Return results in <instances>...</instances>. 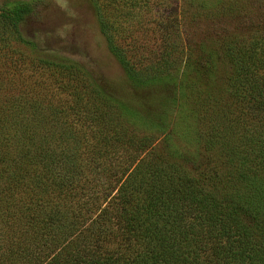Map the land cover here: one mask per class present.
I'll list each match as a JSON object with an SVG mask.
<instances>
[{"label":"trees","instance_id":"16d2710c","mask_svg":"<svg viewBox=\"0 0 264 264\" xmlns=\"http://www.w3.org/2000/svg\"><path fill=\"white\" fill-rule=\"evenodd\" d=\"M40 1H0L5 34L30 52H41L25 31ZM90 3L130 90L110 91L67 57L32 58L57 92L0 83V264H264V123L253 120L264 111V38L229 33L215 56L186 42L178 61L169 50L138 70ZM175 63L172 89L202 131L197 164L159 139V89Z\"/></svg>","mask_w":264,"mask_h":264},{"label":"rangeland","instance_id":"374dc122","mask_svg":"<svg viewBox=\"0 0 264 264\" xmlns=\"http://www.w3.org/2000/svg\"><path fill=\"white\" fill-rule=\"evenodd\" d=\"M92 1L115 27L116 44L128 63L138 70L149 67L169 50L178 61L186 42L200 44L204 53L215 56L218 40L229 33L264 38V0H41L37 14L25 25L29 36L40 38L37 42L41 52H30L10 33L5 34L6 29L0 24V83L9 79L10 85L20 90L21 82L35 84L33 88L48 84L57 92L61 84L54 72L50 67L33 63L32 58L67 57L85 62L110 91L128 92L131 85L101 41L90 7ZM177 73L175 63L169 80H164L159 89L167 99L166 125L158 131H161L159 139L170 157L197 164L202 157V131L195 125V112L180 102L172 89L177 83ZM25 75L29 79L21 81ZM139 92L154 94L148 89ZM160 109L164 114V106ZM261 113L258 110L253 120L264 123V111ZM142 128L149 130L147 126ZM256 136L255 144H264V136Z\"/></svg>","mask_w":264,"mask_h":264}]
</instances>
